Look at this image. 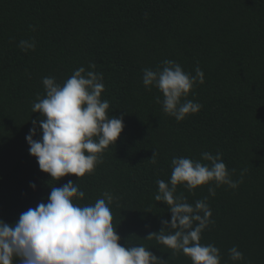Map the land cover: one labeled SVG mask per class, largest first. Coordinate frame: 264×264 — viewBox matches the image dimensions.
I'll use <instances>...</instances> for the list:
<instances>
[{
    "label": "trees",
    "instance_id": "1",
    "mask_svg": "<svg viewBox=\"0 0 264 264\" xmlns=\"http://www.w3.org/2000/svg\"><path fill=\"white\" fill-rule=\"evenodd\" d=\"M21 40H34L35 50L22 51ZM164 60L204 73L187 97L202 108L181 122L142 83V70ZM81 66L102 74L101 99L124 128L92 174L55 181L29 154L25 137L32 120L42 119L32 105L45 95L44 77L63 84ZM203 152L220 153L234 180L244 176L237 189L221 186L214 197L207 185L177 186L189 203L208 197L214 223L200 242L220 250L221 264H234L233 246L244 257L235 264H264V0H0V220L14 224L47 203L51 186L72 181L85 193L80 205L113 194L122 246L192 264L146 237L171 219L154 200L156 181L170 180L173 157L199 160Z\"/></svg>",
    "mask_w": 264,
    "mask_h": 264
},
{
    "label": "clouds",
    "instance_id": "2",
    "mask_svg": "<svg viewBox=\"0 0 264 264\" xmlns=\"http://www.w3.org/2000/svg\"><path fill=\"white\" fill-rule=\"evenodd\" d=\"M34 30V29H33ZM22 51L35 50L34 40H21ZM94 69L95 64H89ZM142 83L151 91L157 89L163 99V112L177 122L187 115L200 111L202 105L187 99L194 86L204 82V73L197 67L195 75L183 70L172 60H164L155 70H142ZM100 73L81 66L63 83L54 77H44L45 95H37L32 112H39L42 119L32 120L25 140L29 154L36 158L39 169L50 175L51 180L74 174L81 178L92 174L102 162V154L114 145L123 131L122 117L108 113L109 101L101 99L104 91ZM39 129L40 138L34 139ZM153 156V163H156ZM206 161L207 163H204ZM170 180L156 181V202L168 206L171 219L162 220L155 238L158 244L171 250L173 255L183 253L192 264H221L220 250L213 244H202L203 231L214 223L207 203L208 197L189 203L187 198L176 195L177 186L189 192L198 186H208L209 196L216 195V188L227 186L233 190L243 182L223 162L220 153H201L199 160L173 157ZM235 170H232L234 172ZM246 171V170H245ZM35 189V184L30 185ZM85 193L77 183L69 181L62 187L51 186L47 203L23 212L14 224L0 220V264H168L143 245L122 246L117 234L110 205L112 193L105 191L93 204L80 205L76 201ZM230 259L239 262L243 253L233 246L228 250Z\"/></svg>",
    "mask_w": 264,
    "mask_h": 264
}]
</instances>
